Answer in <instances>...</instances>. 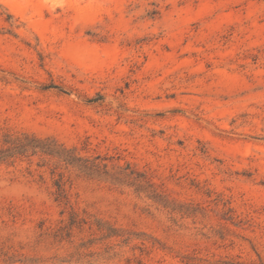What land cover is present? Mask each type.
I'll list each match as a JSON object with an SVG mask.
<instances>
[{"label":"rangeland","instance_id":"rangeland-1","mask_svg":"<svg viewBox=\"0 0 264 264\" xmlns=\"http://www.w3.org/2000/svg\"><path fill=\"white\" fill-rule=\"evenodd\" d=\"M0 264H264V0H0Z\"/></svg>","mask_w":264,"mask_h":264}]
</instances>
